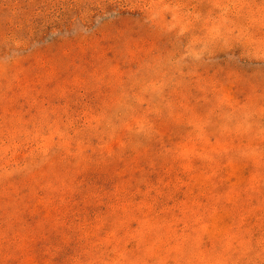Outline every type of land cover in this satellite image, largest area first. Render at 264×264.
<instances>
[{
	"label": "rangeland",
	"instance_id": "374dc122",
	"mask_svg": "<svg viewBox=\"0 0 264 264\" xmlns=\"http://www.w3.org/2000/svg\"><path fill=\"white\" fill-rule=\"evenodd\" d=\"M0 264H264V0H0Z\"/></svg>",
	"mask_w": 264,
	"mask_h": 264
}]
</instances>
